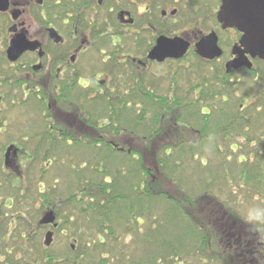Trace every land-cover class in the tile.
<instances>
[{
  "label": "flooded vegetation",
  "instance_id": "1",
  "mask_svg": "<svg viewBox=\"0 0 264 264\" xmlns=\"http://www.w3.org/2000/svg\"><path fill=\"white\" fill-rule=\"evenodd\" d=\"M209 1L0 0V242L11 239L3 227L17 220L32 228L13 241L58 233L59 213L41 195L42 179L53 171L40 170L37 147L116 151L198 142L195 110L247 99L250 77L262 92L264 61L243 52L237 29L218 22L221 0ZM211 33L218 54L206 58L198 44ZM158 45L163 49L155 52ZM240 55L250 68L230 67ZM20 110L44 114L47 133L32 125L11 135L5 122ZM27 201L33 218H25ZM11 207L17 212L7 220ZM48 214L52 222L42 223ZM220 214L212 224L217 264H264V225H250L229 209ZM10 251L0 252V264H23L19 252L6 257ZM30 257L37 262L24 264L42 263L41 252Z\"/></svg>",
  "mask_w": 264,
  "mask_h": 264
},
{
  "label": "trees",
  "instance_id": "2",
  "mask_svg": "<svg viewBox=\"0 0 264 264\" xmlns=\"http://www.w3.org/2000/svg\"><path fill=\"white\" fill-rule=\"evenodd\" d=\"M249 94L251 96L246 98L254 100L251 90H249ZM179 104L177 103V105ZM211 108L213 107L210 106V112H207V110H195L198 113V123L194 120L191 125L198 130V140H195L198 142H187L180 146L161 143L138 147L123 146L122 150L116 151L109 147L82 149L84 151V162L89 160L94 164L97 161L101 163L100 168L103 171L100 175H105L104 179L96 173H91L89 179L78 177L76 180L72 179V183L66 187L67 190L65 192L55 190L62 176L58 179L53 176V173L45 174L49 170L46 168L49 155L53 153L50 152L51 148L57 150L61 149L62 146L37 147V150L42 149L38 165H40V170L45 174L43 178L49 181L52 176L50 179L52 185L50 187L46 188L43 181V193L41 195L44 198L43 204L49 205L48 208H56L59 213L60 226H58L56 232L59 233L62 230L61 206L67 205L70 206L71 213L66 218L65 225L67 226L69 221H71L72 225V212L79 211L84 216L85 221L81 219L79 223L78 221L76 223L79 225L78 227H82L81 231L84 238H86L81 240V238L72 236L73 238L70 241V234L60 237L65 241V244L69 241L70 244L67 247V252L58 257L50 254L44 245L41 246V264H54L55 262H64L65 264H173V262L176 264H188L190 256L197 255L203 249L207 250L209 241L210 244L212 243L211 237L215 242V236L213 231H211L214 220L213 215L216 212H221L220 216H223L229 208L224 204V206L220 204L216 205V208L212 210L215 205L214 201L210 200L209 194L214 185L212 187L207 185L208 195H204L206 192L199 194L198 190L193 192L191 191L193 188L187 189L185 187L186 189H184L183 178L189 177V171H185L182 163H184L183 161L186 162L191 146H198V148L200 146H209V153L216 165L218 164L216 154L220 155L218 154L220 152L215 149L218 152L215 153L213 149L217 147L225 149L230 142L242 141L241 136H243L248 145L247 150L252 157L251 160L245 159L240 164V167H242L240 170L233 168L235 171L233 177H238L242 182L237 187L245 189L257 198L259 196V203L264 200V99L260 102L256 100L249 108L248 106L246 108V105L242 109H240L239 105L235 110ZM191 111L188 110V114ZM45 121L48 123L47 117ZM187 121H189L188 117ZM123 127L125 128V126ZM45 128L44 134L47 133ZM191 138H196V133ZM207 141H210L211 144L200 145L201 142ZM70 147L73 148L74 154L81 151L82 148L75 145ZM260 147H263V149ZM105 150L119 153V157L108 156V159L111 158L109 167L118 169L115 176H111V171L102 164L104 162L99 160L101 157L107 156ZM158 153H161V157L157 160L156 155ZM256 157L258 158L256 159ZM147 162L156 163L157 166L151 169L149 166H145ZM136 168L138 172H136ZM214 168L216 167L214 166ZM132 169L134 172L131 173ZM124 170H128L129 174L121 175ZM158 171L163 177L155 180V173ZM136 173H140L144 177L143 179L140 178L139 182L135 184L133 180ZM129 178L132 180L130 181ZM150 179L153 182H149ZM172 187L176 188V192H172ZM196 189H198V186ZM189 196H194L195 198L191 199ZM181 197L183 201H181ZM167 201L170 202L168 203L169 206L171 204L169 212L173 211V213L171 215L166 213L163 216L161 210L164 204H167ZM204 203H206L205 207L208 208L202 210V213L205 212L206 216H208L204 217L205 220L201 216L199 219L196 211H194L197 206L199 207V204ZM44 208L43 206V210ZM189 208L194 211V214L188 211ZM211 210L212 212L210 213ZM228 214L230 215L231 213ZM235 215L237 217V214ZM195 217L196 219L198 218L196 223L199 220L198 226L194 223L193 219ZM210 220H212V224H210L208 229L205 224ZM166 222L170 223L168 228L165 226ZM26 226L28 225H24V227ZM160 228L165 232L157 235L156 240H154L155 233ZM3 229L5 233L7 228L3 227ZM30 229L29 227L26 234L30 233ZM176 230H181L182 233ZM192 230H197L198 232ZM190 232L198 235L196 238L197 242H192L189 236H185L186 234L191 236ZM139 233H153L154 236L141 238ZM187 237L192 245L194 243L195 246L187 247L186 251L182 252L185 256L178 257L177 250L173 248V241H182ZM24 244H26V248H29L26 253L30 256V251L35 248L34 244H31L30 240ZM168 246L171 247L172 251H167ZM19 247L22 248L21 246ZM216 259V250H213L209 260L217 264ZM34 260L37 262V258ZM221 264H223V261Z\"/></svg>",
  "mask_w": 264,
  "mask_h": 264
},
{
  "label": "rangeland",
  "instance_id": "3",
  "mask_svg": "<svg viewBox=\"0 0 264 264\" xmlns=\"http://www.w3.org/2000/svg\"><path fill=\"white\" fill-rule=\"evenodd\" d=\"M250 79H251L250 80L251 83L249 82L250 84L249 83L248 84L251 85V89H249V90H251L252 97L255 101L254 100L246 101L247 99L244 100L243 97L242 98H229L226 103L218 100V101H216V104H215L216 109L222 108L224 110H235L237 108V106H239L240 103H242L243 101H246V108H247V106L249 108V107H251V105H253L256 102V100H259V102H260L262 99H264V89H262V92H259V89H260L259 84H254L252 81V79H253L252 77H250ZM257 82H258V80H257ZM31 111H32V115L28 113V112H30V110H22V111L20 110V115L12 114L14 117L13 118L11 117L8 120L10 122H8V121L5 122V127L7 128V130L11 131L10 132L11 135L17 136L18 133L16 131H13V130L18 129L19 127H28V126H32V125H35V127H38L41 130H44L45 125L47 124L45 121L46 117H44L45 115L44 114L42 115L41 112H39L37 110L36 111L31 110ZM23 113L25 114V116H23ZM207 128H208V126H207ZM241 138H242V141H240V142L235 141V142H230L229 144H227L228 149L227 148L222 149L220 147L213 149L215 153H218V152H216L215 149H217L220 152V153H218L220 155L216 154V156L218 158V164H216V165H215V161L212 160L211 154L209 153V150H210L209 146H200V148H198V146H193V147L191 146V149H190V151L186 157L187 163L185 161H183L184 163H182V165H183L185 171H189V173H188L189 177L183 178L184 189L193 188V189H191V191H193V192L198 190L199 194L206 192V193H204V195H208L207 194L208 193L207 187L208 186L212 187L214 185L212 188V191L209 194L210 200H213L214 201L213 203L215 205V207L211 206L212 210L216 208V205H220V204L223 205L224 204L229 208V210L233 214L240 215V217L243 218L249 212L250 209L260 208L259 207L260 198H259V196H258V198L253 196L252 194H250V192H247L243 188L237 187L238 185L242 184V182L238 179V177H235V178L233 177L234 173H235L233 168L240 170L242 168V167H240V164L242 162H244L245 159L251 160V157H252L247 150L248 145L246 143V140L243 138V136H241ZM203 144L204 145H210L211 142L207 141V142H201L200 143V145H203ZM260 148L263 149V147H260ZM27 149H29V147H27ZM82 149H89V148L83 147V148H81V151H78L77 153L74 154L73 148H71L70 146H62L61 149H57L53 153H50L47 164H46V168L49 169L48 172L53 171L52 172L53 176H56V178H58V179L62 176L59 179L58 187L55 188L56 191L59 190L61 192H65L67 190L66 187H68L72 183V179L76 180V178H78V177L89 179L91 173L92 174L96 173L101 178L104 179L105 175H100V173L103 171L100 168L101 163L97 161L96 164H94V163H91L89 160L84 162V159H83L84 158V151ZM224 150H225V152H223ZM105 152H106L107 156H103L99 160L101 162H104L102 164L105 165L109 171H111L110 175L115 176V173H117L118 169H116L114 167H112V168L109 167V164H111V158L108 159V156L114 155V157H119V153L117 154L115 152H110L109 150H105ZM160 157H161V153H158L156 155L157 160ZM259 157L261 158V156H259ZM257 158L258 157H256V159ZM117 162H115V163H117ZM213 165L216 168H214ZM145 166H149V168L152 169L154 166H157V165H156V163L153 164L151 162H147V163H145ZM132 172H134L133 169H132L131 173ZM136 172H138L137 168H136ZM158 172L155 173L156 174L155 180L156 179L158 180L161 177H163V175L160 172L159 173ZM169 172H170V170H169ZM128 174H129V171L124 170L121 175H128ZM181 174H183V173H181ZM184 175H186V174H184ZM134 176H135V178H134L133 182L135 184L137 182H139L138 180L140 178L143 179V177H144L140 173H136ZM51 177L49 178V181L47 179L43 178L44 185L46 188L50 187L52 185V183H50ZM121 177H124V176H121ZM70 178H71V181H70ZM129 180L131 181L132 179L129 178ZM214 181H215V183H214ZM149 182H153V180L150 179ZM27 186L29 187L30 185L27 184ZM197 186H198V189H196ZM172 192H176L175 187L174 188L172 187ZM28 194H30V200L34 201L35 197L31 193H28ZM27 196H29V195H27ZM15 197H17V195H15ZM21 197L24 198L25 193L23 195H21ZM189 198L194 199L195 197L189 196ZM180 199H181V201H183L182 197ZM154 200H156V199H154ZM261 202L264 203V200H262ZM166 203L167 204H164V206L161 210L163 216H165L166 213L169 215H171L173 213V211L169 212V207L171 206V204L169 206L168 203H170V202L167 201ZM166 205L168 208L166 207ZM183 205H185V204H183ZM205 205H206V203L199 204V207L197 206L194 210V211H196L197 217H199V219H200V216L203 218L208 217V216H206L205 212L202 213V210L208 209L205 207ZM61 207L62 208L60 209V218H61L62 232L61 233L59 232L53 236L52 244L50 245V247L47 248L48 251L50 252V254H52L56 257L61 256L63 253L67 252V247L73 238L72 236L77 237V238H81V240L86 239V238H84V235L81 231L82 227H78L79 225L76 223V221H78V223H79V220H81V219L85 221L84 216L81 215V213L77 210L75 212H72L73 217H71V218L73 219V224L76 223V225L74 227H72L73 224L71 225V221H69V224L66 226L64 222L66 221V218L71 213V208H70V206H67V205H65V206L62 205ZM172 208H174V207H172ZM186 208H188V207H186ZM198 208H199V213H198ZM19 209H21V208H19ZM174 210H175V208H174ZM212 210L210 211V213L212 212ZM188 211L192 212L191 214H194L193 213L194 211H191L190 208L188 209ZM6 212H7V220H9V215L16 213L17 209H14L13 207H11L10 209L6 210ZM24 212H25V218L26 219L33 218L34 210L28 201L26 204V210ZM214 212H216V211H214ZM36 213H38V211ZM216 214H217V212L214 215H216ZM166 218H168V217H166ZM205 218H204V220H205ZM197 219H196V217H195V219H193L196 226L199 225V220H198V223H196ZM211 222H212V220H210L209 222H207L205 224L206 228H208V229L210 228V224H212ZM24 223L25 222L22 223V222H19V220H17L15 222V224H10L11 225L10 228L6 224L5 228H7V230L8 229L10 230L9 232L11 235V239L7 240L5 242H0V252H4L5 250L11 249L10 254L5 253L6 257H8L10 259H12L14 253L19 252L17 257H19V259L22 261L23 264L25 262L30 261V260H34V258H35V257H30L26 253V251L29 250V248H26V244H24L25 242H27L26 239L19 240L18 238H16V240L12 241V237L15 235V233H18V231L20 234V233L27 231L29 229V227L32 228V226H30V225H29V227L28 226L24 227ZM169 224H170L169 222H166L165 226L168 228ZM176 231H179L182 233L181 230H176ZM192 231L196 232L197 230L196 231L192 230ZM211 231H213V226H212ZM163 232H165V231H163L160 228V230L157 233H155V236L153 233H148V234L139 233V236L141 238H144V236H147V237H153L154 236L155 237L154 240H156L157 235H161ZM44 234H45V230H42L41 232L37 231L36 238L30 241L31 244H34V247H35V248H32V251L34 249L35 252H37V253L41 252L42 253L41 246H43L42 243H43V239H44ZM64 235H69L70 241L66 244H65V241L60 238ZM193 235L194 234L191 233V236L189 234H186L185 236H189L190 239H192L191 240L192 242H197L196 238L198 235H194V236ZM172 236H173V234H172ZM170 237H171V235H170ZM179 239H181V238H179ZM190 239L187 237V238H184L182 241H179V240H177L175 242L173 241V248L177 250V252H178L177 256L178 257L179 256H182V257L185 256L182 252L186 251L187 247H194L195 246L194 243L192 245V243L190 242ZM211 242L212 243L210 244V241H209V246H208L207 250L203 249V250L199 251V253H197V255L190 256L188 264H202L203 261H204L203 264H215V263H212L211 260H209L211 258V252L213 250H216V246L214 244L215 242L212 239V237H211ZM222 242L225 243L226 240L223 239ZM19 246H21L22 248H20ZM165 246H167V245H165ZM196 247H195V249H196ZM169 250L172 251L170 246H168L167 251H169ZM214 262H215V260H214ZM54 264H65V263L64 262H59V263L55 262ZM173 264H176V263L173 262ZM178 264H181V263H178Z\"/></svg>",
  "mask_w": 264,
  "mask_h": 264
},
{
  "label": "water",
  "instance_id": "4",
  "mask_svg": "<svg viewBox=\"0 0 264 264\" xmlns=\"http://www.w3.org/2000/svg\"><path fill=\"white\" fill-rule=\"evenodd\" d=\"M217 20L223 28H235L241 34L240 46L245 53L251 57H257L264 61V0H221L220 10L217 13ZM163 46H157L155 52H160ZM198 49L203 57L212 58L218 52L216 50L214 34L204 37L198 44ZM246 65L251 67L250 62H246L242 55L238 56L230 67ZM52 215L48 214L42 223H51ZM52 242V232H46L43 244L48 247Z\"/></svg>",
  "mask_w": 264,
  "mask_h": 264
},
{
  "label": "clouds",
  "instance_id": "5",
  "mask_svg": "<svg viewBox=\"0 0 264 264\" xmlns=\"http://www.w3.org/2000/svg\"><path fill=\"white\" fill-rule=\"evenodd\" d=\"M243 219L250 225L264 224V208L250 209Z\"/></svg>",
  "mask_w": 264,
  "mask_h": 264
}]
</instances>
